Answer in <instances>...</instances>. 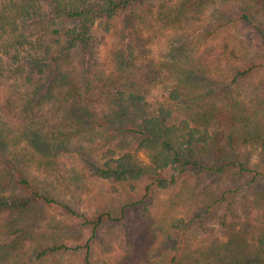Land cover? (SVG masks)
<instances>
[{
  "label": "trees",
  "instance_id": "16d2710c",
  "mask_svg": "<svg viewBox=\"0 0 264 264\" xmlns=\"http://www.w3.org/2000/svg\"><path fill=\"white\" fill-rule=\"evenodd\" d=\"M0 264H264V0H0Z\"/></svg>",
  "mask_w": 264,
  "mask_h": 264
},
{
  "label": "rangeland",
  "instance_id": "374dc122",
  "mask_svg": "<svg viewBox=\"0 0 264 264\" xmlns=\"http://www.w3.org/2000/svg\"><path fill=\"white\" fill-rule=\"evenodd\" d=\"M216 6L215 5H211L207 8V12H208V15H213L215 14L216 12ZM233 27V31H235V33L237 32H242L244 30V27L240 26L239 24L237 25H232ZM136 155L137 157L146 162L148 160V155H147V152L144 150V149H138L136 151ZM66 198L73 204H76V205H79L81 206L82 208L84 207V204L86 202L85 198L83 196H70V195H67Z\"/></svg>",
  "mask_w": 264,
  "mask_h": 264
}]
</instances>
